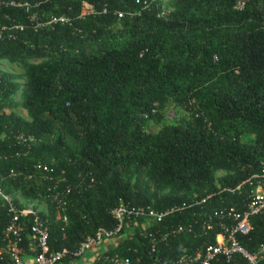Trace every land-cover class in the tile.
<instances>
[{
  "label": "trees",
  "instance_id": "1",
  "mask_svg": "<svg viewBox=\"0 0 264 264\" xmlns=\"http://www.w3.org/2000/svg\"><path fill=\"white\" fill-rule=\"evenodd\" d=\"M0 62L17 70L0 71L2 190L53 217L47 189L69 188L50 250L113 229L120 203L159 211L212 194L160 223L131 222L105 251L145 264L153 243L170 264L213 243L204 213L243 209L264 163V0H0ZM167 103L186 119L146 133ZM249 223L237 241L251 253L264 214Z\"/></svg>",
  "mask_w": 264,
  "mask_h": 264
},
{
  "label": "built area",
  "instance_id": "2",
  "mask_svg": "<svg viewBox=\"0 0 264 264\" xmlns=\"http://www.w3.org/2000/svg\"><path fill=\"white\" fill-rule=\"evenodd\" d=\"M4 4L14 5L11 2ZM241 3H236L240 8ZM119 17L120 14H117ZM64 22L65 18H51L50 22ZM153 112V111H152ZM45 170V168H43ZM16 172L9 170L8 176L13 177ZM254 179L253 188L247 193V201L243 209L237 211L233 208H216L204 213V222L201 229L208 231L215 227L213 243H204L194 251H183L170 264H218L230 263L234 256L243 259L245 264H264V242L254 252H247L237 241V236L247 235L251 231L249 219L256 215L264 214V163H261L258 174ZM1 181V179H0ZM249 185L252 181L249 180ZM228 187L217 188V193L233 192ZM48 191V201L53 207V217H50L46 207L40 203L44 201L29 200L18 193H6L0 186V264H65L78 259L86 250H96L91 256L81 260L84 264H132L128 259L117 254L107 255L105 251L112 249L122 229H127L131 222L142 220L145 224H157L165 216L180 212L190 205H199L212 194L201 200L192 201L190 204L180 203L156 211L151 207H128L119 204L110 210V215L115 221L113 229L98 227L93 235L85 237L79 242L75 250H50L48 246L49 225L60 231L67 226L66 210L70 206L69 188L63 191L57 189ZM215 194V193H214ZM33 201L32 205L30 202ZM46 205V204H45ZM37 207V208H36ZM182 226L173 228L170 233L180 232ZM167 235V233H165ZM153 242V239H151ZM149 261L145 264H161L160 258L153 243L146 252ZM87 261V263H85Z\"/></svg>",
  "mask_w": 264,
  "mask_h": 264
},
{
  "label": "rangeland",
  "instance_id": "3",
  "mask_svg": "<svg viewBox=\"0 0 264 264\" xmlns=\"http://www.w3.org/2000/svg\"><path fill=\"white\" fill-rule=\"evenodd\" d=\"M0 71L6 72V73H16L17 72V70L13 69L9 64H6L4 62H0ZM14 111L18 115L24 117V112L20 108H15ZM159 115H160V119H159L158 123H153L151 121H148L146 123V126L144 128L146 133H151V134L156 133L157 130L162 125H172V124L180 123L184 119H186V114L184 113V111H182L178 107L173 106L170 103H167L165 105V107L159 112ZM222 175H223L222 172H217L215 174V177H220ZM32 203H33V201L30 202L31 205H32ZM40 205L42 207H46V205L44 203H40ZM95 251L96 250H93V249L86 250L78 259H75L74 261H72L71 263H68V264H84L81 262V260H83V258H85V257L91 256ZM85 263H87V261H85ZM58 264H65V263L60 262Z\"/></svg>",
  "mask_w": 264,
  "mask_h": 264
}]
</instances>
